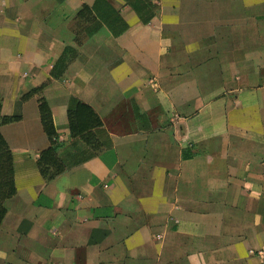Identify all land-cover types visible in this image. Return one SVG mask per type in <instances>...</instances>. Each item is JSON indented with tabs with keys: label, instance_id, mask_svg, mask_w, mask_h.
Masks as SVG:
<instances>
[{
	"label": "crops",
	"instance_id": "1",
	"mask_svg": "<svg viewBox=\"0 0 264 264\" xmlns=\"http://www.w3.org/2000/svg\"><path fill=\"white\" fill-rule=\"evenodd\" d=\"M106 1L126 27L103 26L52 78L70 17L96 0H0L1 114L20 118L0 127L16 190L0 263L28 243L31 264H264V0H158L148 24ZM206 48L228 88L203 87L188 56ZM47 81L59 142H71V97L111 141L78 165L65 152L50 182L37 168L48 146L39 96L22 98Z\"/></svg>",
	"mask_w": 264,
	"mask_h": 264
},
{
	"label": "trees",
	"instance_id": "2",
	"mask_svg": "<svg viewBox=\"0 0 264 264\" xmlns=\"http://www.w3.org/2000/svg\"><path fill=\"white\" fill-rule=\"evenodd\" d=\"M132 10L142 24H148L159 12L158 0H122ZM103 26L118 33L126 25L118 12L106 1L96 0L93 6L81 4L69 19L70 43H66L51 70L52 78H58L63 71L64 62L78 55V49ZM49 81L32 89L22 98L27 99L38 95L39 117L42 128L48 140V146L41 151L37 160V168L45 182H50L67 170L64 153L76 152L72 165H78L82 160L90 159L103 149L111 146L110 138L103 128L99 115L84 102L70 98L67 106L70 144L58 141L52 115L41 92ZM2 99L0 97V127L17 122L18 116L1 114ZM81 144V146L79 145ZM81 147V148H80ZM14 168L11 149L0 132V224L7 211L6 202L15 195Z\"/></svg>",
	"mask_w": 264,
	"mask_h": 264
},
{
	"label": "rangeland",
	"instance_id": "3",
	"mask_svg": "<svg viewBox=\"0 0 264 264\" xmlns=\"http://www.w3.org/2000/svg\"><path fill=\"white\" fill-rule=\"evenodd\" d=\"M44 9V7H43ZM50 10L52 9V6L51 8H49ZM264 7L261 8L258 10V11H261L262 13H264ZM44 10H42L43 12ZM217 20H221V21H226L225 23H234V20L233 18L231 17H227V16H222L220 17V19H217ZM219 21V22H221ZM232 21V22H231ZM207 34L209 33H205L204 36H207ZM187 38L185 37H182V42H188L191 40L190 37L186 36ZM86 43V42H85ZM84 43V44H85ZM263 43H264V38H263ZM83 44V45H84ZM213 50L214 49H204L202 50L197 57H192V56H188L189 59L191 60H194L195 61V64L198 65L199 67V73L198 75L200 76V80H202V84H203V87H208V85L210 84V80L211 78H213V85L215 84H220V87L222 88V86H226V88H228V81L227 79L225 78V75H224V72H223V59L220 58L219 60V66H214L213 63H209L208 60L212 59L213 57ZM217 50V49H216ZM209 57V59H208ZM211 61V60H210ZM89 67L93 68L94 67V64H91ZM27 247H24L20 252H19V256H16V253H14L15 257L16 258H11V259H7V261H5L6 264H31L32 262V258H31V251L29 249V244L26 243ZM52 244H49V247H51ZM16 252V251H15ZM13 254V253H12ZM1 262V261H0ZM1 264V263H0ZM3 264V262H2ZM39 264H63L60 260L58 259H54V260H47V261H42L41 263Z\"/></svg>",
	"mask_w": 264,
	"mask_h": 264
}]
</instances>
